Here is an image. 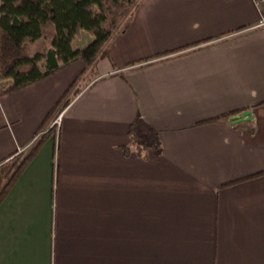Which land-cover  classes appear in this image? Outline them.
<instances>
[{"label":"crops","instance_id":"obj_1","mask_svg":"<svg viewBox=\"0 0 264 264\" xmlns=\"http://www.w3.org/2000/svg\"><path fill=\"white\" fill-rule=\"evenodd\" d=\"M260 19L141 0L0 205V264H264ZM85 69L0 97V165Z\"/></svg>","mask_w":264,"mask_h":264},{"label":"trees","instance_id":"obj_2","mask_svg":"<svg viewBox=\"0 0 264 264\" xmlns=\"http://www.w3.org/2000/svg\"><path fill=\"white\" fill-rule=\"evenodd\" d=\"M140 1L0 0V97L31 87L76 62L86 66L49 112L30 149L0 165V205L47 140L57 134L52 123L81 93L83 78L110 58L111 41L125 31ZM83 31L92 41L73 49V41ZM37 43L45 46L32 55L31 46Z\"/></svg>","mask_w":264,"mask_h":264},{"label":"rangeland","instance_id":"obj_3","mask_svg":"<svg viewBox=\"0 0 264 264\" xmlns=\"http://www.w3.org/2000/svg\"><path fill=\"white\" fill-rule=\"evenodd\" d=\"M92 41V36L89 34V33H87V32H85V31H83V32H81L77 37H76V39L73 41V44H72V47H73V49H78V48H82V47H85L86 45H88L90 42ZM39 44H41V43H37V44H35V45H33V46H31V53H33L32 55H34L36 52H38L39 50H42L43 49V47L42 46H45V45H42L41 47L39 46ZM48 45V44H47ZM47 48H46V50H48L49 49V46H46ZM40 48V49H39ZM89 77H90V74H88V76L87 77H84L83 78V82H84V84L82 83V85L81 86H83V88L86 86V85H88V82L86 81V78H88L89 79ZM60 117V116H59ZM59 117L55 120V121H57L58 119H59ZM54 121V122H55ZM53 122V123H54ZM60 124V123H59ZM53 125V124H52ZM56 126V125H55ZM59 127V126H58Z\"/></svg>","mask_w":264,"mask_h":264},{"label":"built area","instance_id":"obj_4","mask_svg":"<svg viewBox=\"0 0 264 264\" xmlns=\"http://www.w3.org/2000/svg\"><path fill=\"white\" fill-rule=\"evenodd\" d=\"M255 3L257 5V7L259 8L260 10V22H259V25L258 27L259 28H264V0H255ZM60 120H61V116L59 117V119L57 121H55L53 123L52 126H55L58 127L60 124Z\"/></svg>","mask_w":264,"mask_h":264},{"label":"water","instance_id":"obj_5","mask_svg":"<svg viewBox=\"0 0 264 264\" xmlns=\"http://www.w3.org/2000/svg\"><path fill=\"white\" fill-rule=\"evenodd\" d=\"M251 118V113L250 112H246L244 114H242L239 118V120L237 121V123H240V122H243V121H246L248 119Z\"/></svg>","mask_w":264,"mask_h":264}]
</instances>
